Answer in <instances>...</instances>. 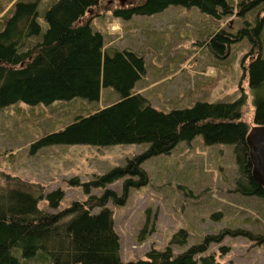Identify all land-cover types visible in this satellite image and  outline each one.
I'll list each match as a JSON object with an SVG mask.
<instances>
[{
  "label": "trees",
  "instance_id": "16d2710c",
  "mask_svg": "<svg viewBox=\"0 0 264 264\" xmlns=\"http://www.w3.org/2000/svg\"><path fill=\"white\" fill-rule=\"evenodd\" d=\"M105 1H118L111 10L123 20L153 15L172 5L197 7L217 17L234 13L247 16L258 6L255 27L247 21L237 34L221 28L210 36L208 45L216 57L225 59L232 44L249 39L251 50L242 67L253 92V122L264 126V16L260 15L264 0H240L237 8L229 0H51L43 14L44 24L39 22L43 0H10L0 6V108L19 101L29 105L76 98L98 101L103 87H111L121 96L118 102L93 112L80 103L71 124L42 137L35 146L146 143L149 147L94 180L82 183L78 177L71 179L72 187H84L87 199L60 211L43 210L39 204L46 199L50 208H59L65 196L61 188L44 196L41 187L18 178L13 183L4 176L8 184L0 187V264H219L216 254L208 251L226 234L249 237L264 245V235L236 229L207 235L203 242L176 253L172 245L188 242V233L180 230L164 250L152 247L146 259H122L109 202L125 205L130 188L148 183L142 164L171 153L178 143L201 135L208 146L233 145L237 163L234 191L264 199V187L253 177L247 142L251 128L244 120L247 94L234 102L198 101L170 112L154 107L135 91L136 83L146 75L144 57L134 51L107 49L104 35L93 30L90 20L84 21L90 13L96 17ZM119 180H124L121 196L107 187ZM92 189H104V193L92 195ZM220 250L226 253L229 247Z\"/></svg>",
  "mask_w": 264,
  "mask_h": 264
},
{
  "label": "rangeland",
  "instance_id": "374dc122",
  "mask_svg": "<svg viewBox=\"0 0 264 264\" xmlns=\"http://www.w3.org/2000/svg\"><path fill=\"white\" fill-rule=\"evenodd\" d=\"M50 1L43 0L39 6L41 24ZM229 1L237 8L240 0ZM9 2L0 0V6ZM116 5L118 1H105L95 12L96 17L90 13L84 21L90 20L93 30L104 35L107 49L134 51L144 57L146 75L136 83L135 91L165 112L192 107L198 101L234 102L245 93L248 99L244 120L251 130L256 127L253 92L242 67L251 50L249 39L232 44L225 59L213 54L208 41L221 28L237 34L247 21L255 27L258 6L252 9L255 13L251 10L247 16L234 13L217 17L202 13L197 7L172 5L153 15L123 20L111 10ZM262 40L264 58V31ZM120 99L115 89L103 87L98 101L76 98L49 105L19 101L0 108V187L8 184L4 179L7 176L13 183L18 178L24 184L41 187L44 196L61 188L65 196L59 208H50L46 199L40 202V208L47 211H60L75 201H85L88 195L84 187H72L71 179L78 177L82 183L94 180L125 165L127 159L146 151L149 144H35L71 124L80 103L93 112ZM142 167L148 183L130 188L125 205L112 201L108 205L113 211L124 261L146 259L152 247L164 250L180 230L188 233V242L172 245L176 253L203 242L207 235H220L227 230L245 229L264 235V199L234 191L237 163L233 145L208 146L199 135L190 142L178 143L169 154L147 159ZM123 182L119 180L107 187L121 196ZM103 193L104 189L91 191L92 195ZM221 247H229V252L223 253ZM208 253H215L219 264H264V245L244 236L226 234L221 243L210 246Z\"/></svg>",
  "mask_w": 264,
  "mask_h": 264
},
{
  "label": "water",
  "instance_id": "95a60500",
  "mask_svg": "<svg viewBox=\"0 0 264 264\" xmlns=\"http://www.w3.org/2000/svg\"><path fill=\"white\" fill-rule=\"evenodd\" d=\"M247 142L253 163V177L264 187V126H256L252 129L248 134Z\"/></svg>",
  "mask_w": 264,
  "mask_h": 264
}]
</instances>
